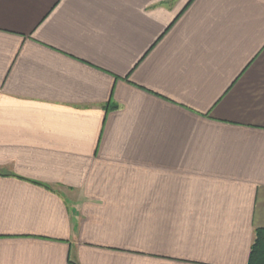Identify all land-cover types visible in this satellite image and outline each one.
Instances as JSON below:
<instances>
[{"label":"crops","instance_id":"1","mask_svg":"<svg viewBox=\"0 0 264 264\" xmlns=\"http://www.w3.org/2000/svg\"><path fill=\"white\" fill-rule=\"evenodd\" d=\"M264 229V0H0V264H249Z\"/></svg>","mask_w":264,"mask_h":264},{"label":"trees","instance_id":"2","mask_svg":"<svg viewBox=\"0 0 264 264\" xmlns=\"http://www.w3.org/2000/svg\"><path fill=\"white\" fill-rule=\"evenodd\" d=\"M249 264H264V229L256 230L255 241L253 243Z\"/></svg>","mask_w":264,"mask_h":264}]
</instances>
